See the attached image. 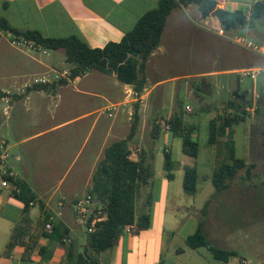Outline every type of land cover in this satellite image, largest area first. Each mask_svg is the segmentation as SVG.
Listing matches in <instances>:
<instances>
[{"label": "crops", "instance_id": "1", "mask_svg": "<svg viewBox=\"0 0 264 264\" xmlns=\"http://www.w3.org/2000/svg\"><path fill=\"white\" fill-rule=\"evenodd\" d=\"M157 3L158 0H0V20H5L18 31H37L45 37H79L90 48L96 49L109 42H119ZM217 3L222 9L236 11L249 8L255 0H217ZM192 7L177 8L167 18L160 45L146 63V81L137 97L133 95L136 93L133 85L119 81L114 72L93 70L74 80L64 76L57 78L58 73L69 66L62 51L16 49L8 42L11 34L0 30V102L5 104L0 117V144H5L11 156L7 163L8 171L26 184L34 195V200L25 206L14 197L13 186L1 187L0 264H47L50 260L66 264L72 252L74 255L83 252L86 238L83 243L74 245L73 234L76 240L80 238L73 203L91 188L92 174L102 159L103 150L129 134L133 104L139 103V126L131 145L137 146L136 152L146 151L151 156L153 152L150 154V149H141V126L177 114L172 109L160 114L163 104L159 97L153 99V93L164 80L148 73L150 59L161 51L169 22L175 20L177 25L187 24L189 29L193 27L216 40L225 41L197 26V19L186 14V10ZM198 19H202L199 12ZM208 19L219 22L215 17L203 20ZM223 73H235V70ZM214 74L217 73L210 71L200 75ZM34 79H45L46 82L34 84ZM59 80L67 82L57 84ZM44 85L46 89L36 88ZM192 88L196 90V86ZM195 92L188 89L190 95L200 100L201 95ZM189 105H179L178 113L186 116L184 108H190ZM110 106H116V110L110 114L101 113L103 108ZM206 112L200 114L208 145L210 117ZM150 130L148 128L146 133L148 140ZM159 140L163 149L170 151L174 170L183 172L186 159L181 152V139L163 131ZM169 143L171 147H168ZM136 152L133 157H136ZM214 158L212 146L208 145L200 154V161L197 159L196 162L197 180L200 168L210 169L212 177ZM59 171H64V174L62 177L56 174L59 180H53L55 172ZM210 197L212 199V195ZM233 198L236 196L226 194L219 200L224 202ZM161 207L156 219L153 220L150 214L147 230L136 235L124 231L113 248L96 256L99 262L140 264L147 257L150 246L141 245L139 240L143 233L155 227L161 237L166 234L179 236L182 244L165 247L159 239L152 245L155 256L149 264H264V224L250 217L249 207L242 209L245 215L236 232L231 231L230 224L224 220L227 218L222 216L221 219L214 208L205 209L203 216L195 198L173 207L166 199ZM219 211L222 212L221 209ZM49 217L53 218L51 234L44 231ZM200 220L211 246L233 251L237 256L223 263L213 259L206 248L187 247L186 238L196 231ZM58 230V242L52 241ZM239 251L244 255L240 256Z\"/></svg>", "mask_w": 264, "mask_h": 264}, {"label": "trees", "instance_id": "2", "mask_svg": "<svg viewBox=\"0 0 264 264\" xmlns=\"http://www.w3.org/2000/svg\"><path fill=\"white\" fill-rule=\"evenodd\" d=\"M191 5L197 8L202 19L209 17L218 19L226 32L252 27L256 21L264 17V1L256 2L249 9L227 11L218 7L217 0H158L157 6L145 13L119 42H109L103 48L96 49L90 48L83 39L75 36L50 38L37 31H18L11 28L5 20H0V30L24 37L44 50L62 51L65 62L72 65L69 80L93 70L114 72L119 81L133 85L136 94L140 95L146 81L144 75L146 63L160 45L167 18L173 10ZM66 82L67 80H59L57 84ZM36 88L43 90L47 86ZM234 94L237 95V92ZM240 97L244 101L243 108L230 101L229 107L234 108L236 112L214 117L207 125V143L216 149L215 169L211 177L216 192L229 189L238 171L245 166L244 160L235 155L233 126L245 121L252 103L246 99L245 92ZM138 109L139 103L136 102L133 104L129 134L125 139L113 142L103 150L102 159L97 163L92 174L91 188L87 193L100 202L106 219L96 224L92 233H87L83 252L76 255L72 252L66 264H101L96 256L113 248L126 227L134 226L133 234L136 235L150 226L148 211L136 213L137 200L142 188L147 189L144 206L151 207L155 175L152 166L154 159L151 155L146 151H139L136 152V157H133L134 148L131 140L139 126ZM167 125L171 136L181 139V152L186 159L183 165V192L194 196L197 193L199 126L185 123L182 113L173 114L169 119L153 122L150 130L153 141L159 140L163 128ZM162 154L164 176L166 180L171 181L174 178L175 163L168 149H163ZM1 177L19 190L18 193L13 191V195L25 206L34 200V195L26 184L18 179ZM201 212L204 216L205 210L202 209ZM185 242L190 249L206 248L213 259L223 263L237 256L233 251L216 248L208 243L202 231V220L199 221L196 231L188 236Z\"/></svg>", "mask_w": 264, "mask_h": 264}, {"label": "rangeland", "instance_id": "3", "mask_svg": "<svg viewBox=\"0 0 264 264\" xmlns=\"http://www.w3.org/2000/svg\"><path fill=\"white\" fill-rule=\"evenodd\" d=\"M190 18L197 19V26L207 30L203 19H198V11L193 6L186 10ZM202 20V21H201ZM209 23H210V19ZM175 21V20H174ZM173 20L168 24L166 33L162 38V47L156 57L150 59L148 73L152 77L164 80V83L153 93V99L160 98L163 107L160 114L166 110L172 109L178 114L179 105L190 104V112L184 108L183 117L185 123L200 125L199 127V157L203 149L207 147L206 132L202 122L201 114H206L210 119L223 115L234 114V108L229 107L230 101L235 102L241 108L244 107L241 94H247L246 99L251 101L252 108L245 118V121L233 126V140L235 145V155L244 160L245 166L238 171L237 177L233 180L231 187L224 192H216L211 185V170H199L197 180V193L194 197L187 195L182 189L183 172L173 171L174 178L171 181L166 180L163 170V143L161 140L153 141L147 139V130L152 128V124L144 123L140 128V146L141 149H150L153 152V201L150 208L144 206L147 189L142 188L139 199L137 200L136 213L149 212L151 218H157L163 202L167 199L168 205L173 207L177 204H184L195 198L196 205L201 209L210 210L214 208L218 215L222 216L231 226V231H238L246 206L250 208L249 215L255 222L264 224V72L260 74L255 82L247 78H238L236 73H223V71L239 70L241 68L258 66L262 64V58L255 53L238 46L229 41H219L199 30L189 29L187 24L177 25ZM188 22V21H187ZM208 31V30H207ZM231 36H242L250 40L257 46H264V17L256 21L252 27H245L243 30L228 32ZM72 65L65 71L68 72ZM64 71V70H63ZM216 72L211 76H202L205 72ZM62 72V71H61ZM196 86V90L194 88ZM197 91L201 95L200 100L194 95L188 93ZM237 92V95L234 94ZM256 95V96H255ZM177 102V104H176ZM4 103L0 102V117L3 113ZM206 109V110H205ZM241 112V110H240ZM73 111L70 112L72 114ZM166 118H159L165 120ZM161 137V136H160ZM160 139V138H159ZM225 140V139H224ZM171 144L169 143L168 147ZM133 153L137 146L132 145ZM215 155V148L212 147ZM215 169V158H214ZM64 171L55 172L53 180H59ZM83 192V191H81ZM233 195L236 198L221 201L219 198L225 195ZM212 195V199H210ZM209 200L207 202L206 199ZM217 200H219L217 204ZM217 204V205H216ZM222 210L220 212L219 210ZM224 209V210H223ZM158 229L153 227L151 231L143 233L139 240L140 244L148 245L147 259L144 258L140 264H149V260L155 256V249L152 246L160 239L165 247H176L181 245L179 236L166 234L161 237ZM80 240L75 239L74 245L85 241V227L79 225L77 230ZM236 234V233H235ZM60 231L58 230L52 237V241L58 242ZM79 241V242H78ZM230 243V242H226ZM138 244V243H137ZM81 250V247H78ZM239 255L244 253L239 251ZM47 264H59L51 261Z\"/></svg>", "mask_w": 264, "mask_h": 264}, {"label": "built area", "instance_id": "4", "mask_svg": "<svg viewBox=\"0 0 264 264\" xmlns=\"http://www.w3.org/2000/svg\"><path fill=\"white\" fill-rule=\"evenodd\" d=\"M261 1H264V0H255V3L261 2ZM204 25L209 32L214 33L215 35L223 38L226 41L232 42L238 46H241L247 50H250L251 52L255 53L256 55L262 58L261 65L241 68L235 71V73L238 75V78H247V79H250L252 82H255L257 78L260 76V74L264 72V46H257L253 44L250 40L242 36L229 35L228 32H226L225 29L221 26L220 22L210 21L209 23V20H204ZM8 42L12 47L16 49H20V50H44L40 47H37L32 41L24 37L14 36L12 34L10 35ZM67 75H68V72L64 70L58 73L57 78H60L61 76L67 77ZM45 82H46L45 79H34L33 80L34 84H41ZM133 95L137 97L136 93H133ZM115 110H116V106L105 107L102 109L101 113L110 114L111 112ZM186 111H190V108L186 107ZM168 129H169V126L167 125L163 128V131L168 132ZM10 158L11 156H10L8 149L6 148L4 143H1L0 144V173H1V176H7V177L15 179L13 173L11 171H8V168H7V163ZM1 176H0V187L8 188L12 186L8 180L3 179ZM12 188H13V191H15L16 193L19 192L18 189H15L14 187ZM73 212L75 214V218L77 222L79 223V225H82L85 227L86 233H92L95 229V225L100 222H103L106 219V215L101 209L100 202H98L93 196H91L88 193L77 198L74 201ZM44 231L47 234L52 233L53 231V218L52 217H49L47 221L45 222ZM124 231L132 234L134 232V226L131 225V226L126 227Z\"/></svg>", "mask_w": 264, "mask_h": 264}]
</instances>
